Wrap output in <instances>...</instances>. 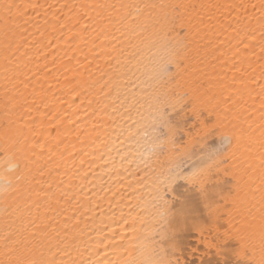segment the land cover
Segmentation results:
<instances>
[{"label":"snow or ice","instance_id":"6c2138e0","mask_svg":"<svg viewBox=\"0 0 264 264\" xmlns=\"http://www.w3.org/2000/svg\"><path fill=\"white\" fill-rule=\"evenodd\" d=\"M189 227L264 264V0H0V264H181Z\"/></svg>","mask_w":264,"mask_h":264},{"label":"bare ground","instance_id":"6f19581e","mask_svg":"<svg viewBox=\"0 0 264 264\" xmlns=\"http://www.w3.org/2000/svg\"><path fill=\"white\" fill-rule=\"evenodd\" d=\"M40 3H57L63 2V0H38ZM76 2H80V0H76ZM236 3H258L259 0H233ZM155 57V60L158 63L163 64L169 58V51L163 45L159 46L156 49H153L151 54ZM183 117L182 120L179 121L180 131H178L177 142L183 143L186 139V132L195 131L196 128L200 126V121L202 120L205 124H211L215 121L214 114H209L206 110L201 109L197 114L193 113L191 110V101H185L184 105L181 109L177 111L176 114L172 116L174 121L177 120V117ZM207 146L209 147H220L222 142L215 130L208 136L206 140ZM235 141L223 142V149L226 150L231 144H234ZM113 156L116 157L117 167L120 165L119 157L116 156V153H113ZM127 175V173H125ZM104 181H106L109 185H114L115 177L109 178L108 176L104 177ZM104 181H100L103 183ZM234 180L231 177L220 176L213 177L212 182L209 184L210 191L214 192L217 195H214L213 198H218L219 195H230L234 192L233 188ZM188 187L183 181L178 182L176 186V191L178 194L183 195L184 189ZM190 199L196 205L199 211V219L204 223H211L209 217L207 216L205 210L200 206L199 194L193 188L190 189ZM125 195H128L125 192ZM128 201H125L127 203ZM104 207L107 209L108 203L105 201ZM115 214L119 215V208L113 209ZM127 211V208L124 209ZM218 226L221 231L227 228V224L225 223V219L222 217L218 221ZM178 242V251L176 256L173 259L179 258L181 264H251V261L247 259V257H239L237 255L238 249L240 247L239 241L235 239L228 240L223 244L220 252L218 253L216 249H208L205 247L203 243H199L198 234L191 230L189 227L186 231L180 233L177 236ZM196 249L195 252L192 250Z\"/></svg>","mask_w":264,"mask_h":264}]
</instances>
